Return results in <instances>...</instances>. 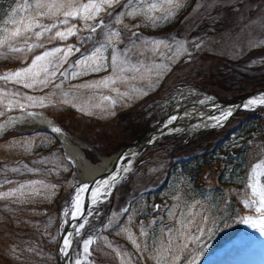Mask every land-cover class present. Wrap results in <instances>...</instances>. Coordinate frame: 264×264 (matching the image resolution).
<instances>
[{
  "label": "rangeland",
  "instance_id": "rangeland-1",
  "mask_svg": "<svg viewBox=\"0 0 264 264\" xmlns=\"http://www.w3.org/2000/svg\"><path fill=\"white\" fill-rule=\"evenodd\" d=\"M157 2L159 3V0ZM13 3L14 0H0V20L4 18L5 10L10 8ZM183 3L184 6L176 12L174 17L159 23L157 27L141 25L136 29L147 38L171 40L174 37L183 40L188 49V52L172 61L165 59L170 71L163 75L162 82L159 79L157 83L156 78L153 77L154 87L151 89H149L146 80L118 84L121 92L131 91L133 88L143 89L147 95L135 92L129 97L120 98L116 93L104 88L78 89L73 87L90 81H98L110 75L111 67L100 72H88V74L80 75L75 79L64 80L62 89L54 87L55 84L61 82L62 78L59 73L53 83L47 87L26 88L23 84L0 81V89L9 94L21 93V96L17 98L25 104L28 103L25 99L26 96L44 97L51 96L55 92L57 95L52 99L56 100V103L49 104L45 101V107L26 108H36L52 113L72 108L86 117L120 118L124 123L123 127L126 128L124 136L128 140V137L134 135L139 127L152 126L155 123L154 117L164 110L157 105L151 109L154 100L170 96L173 90H178L185 83L192 82L203 85L206 90L213 91L224 100L239 98L244 93L256 88L257 85L262 84L264 82V45L250 47V42L264 40V0H183ZM119 10L117 7L116 11ZM159 14L157 12V15ZM141 19V17L136 19L128 17L125 19V23L138 24L141 23ZM73 22L81 27L80 35L70 37L67 41L56 40L51 44L45 43V48L65 47L68 44L81 48V52H74L67 58V62L63 64L60 71L68 69L70 72L69 65L74 64L82 52L86 49L91 50L93 46L92 41L82 44L81 37L87 33L83 31L81 21ZM97 36L99 37V33ZM197 43H200L199 48L195 46ZM41 51L43 49L35 50L36 54ZM32 55V53L28 54L26 63L30 61ZM105 56L110 61L111 49L105 52ZM160 59L163 58H157L156 62H159ZM61 91L78 93V101H74V103L87 102L93 105L92 112L94 114L88 115L80 112L77 107L60 103L59 94ZM105 95L112 96L117 100V103L112 105L110 101L103 100L102 96ZM95 105H99V107H95ZM2 109L3 106H0V110ZM19 110L21 109L14 108L11 111H5V114ZM239 114H235L229 124L222 128L225 136L217 145H215L216 143L212 145V147L215 145L213 150L209 148V142L214 139V135L211 134L208 137L211 139H206L204 143L197 145L194 149L191 148L192 155L199 150L198 154L202 152L203 155L186 162V165L172 167L169 163L170 156L164 158L161 155L148 156L144 154L139 168L117 190L115 200L107 195L103 196L97 204H92L88 210L92 215L87 217L89 224L86 227L95 222L98 224V231L101 235L106 236L121 248L134 251L127 237L118 235L120 227L129 225V217L132 218L133 224H138L140 221L147 223L154 216L164 215L163 206L175 203L173 197L180 191V194L189 202L199 201L204 207L198 211L203 212L207 209L210 218L206 225L210 231L202 238V245L206 243V246H204L203 254L199 256L197 264H211L212 262V264H231L234 257L244 249L246 252L251 249L248 253L252 255L254 264H264V233L240 222V217L249 212L243 204L245 180L251 166L261 158L258 156L260 151L258 146H264V111L258 108L254 115L249 114L244 119L243 115ZM255 116L260 118L257 119ZM127 126L130 128L128 129ZM233 128L234 130H232ZM16 129H20L19 131L26 132V134L13 139L10 147L21 152L24 157L0 161V191L32 180H43L47 184L58 186L53 190L54 195L34 197L30 202H27L49 204L57 201L59 209L61 208L59 214L50 208L46 209L37 222L42 229L38 234L41 262L42 264H55L53 254L56 239L54 240L53 237L56 236L58 227L68 218V215L65 216L64 213L73 203L74 196L66 206H64V197L71 191L73 192L72 189H75L78 179L73 167L64 160L63 148L59 151L55 147L54 138L48 133H41L45 130L44 127L25 125ZM224 130L227 131L224 132ZM74 136L78 138L77 134ZM165 138L161 140L160 144L165 141ZM79 139L86 141L89 148L96 147L92 142L81 137ZM249 141L252 142L251 145ZM207 148L209 150L205 151ZM94 150H92L94 161H97V157L106 156L114 151L109 147L105 153ZM244 157L248 166L247 163L243 164ZM42 161H47V163H41ZM199 162H201L199 167H196ZM173 163L175 164L176 161ZM214 164H218L215 171L211 168ZM25 165L28 168L39 169V171L28 172L24 169ZM13 167L21 168V171L14 173L11 171ZM220 171L221 180L218 183L206 181L209 177L208 174H216ZM6 180L12 181L13 184L4 183ZM73 193L75 194V192ZM111 201L114 205L110 208L108 204ZM154 201H157L161 206L160 212L154 211ZM124 208H128L129 211L124 213ZM114 214H118L115 215L117 226L106 228L105 225L114 218ZM199 219L197 216V222ZM213 219L214 224L212 223ZM133 231L136 230L133 229ZM84 235L85 230L83 229L75 241L77 242ZM106 264H119V261L109 258Z\"/></svg>",
  "mask_w": 264,
  "mask_h": 264
},
{
  "label": "snow or ice",
  "instance_id": "snow-or-ice-1",
  "mask_svg": "<svg viewBox=\"0 0 264 264\" xmlns=\"http://www.w3.org/2000/svg\"><path fill=\"white\" fill-rule=\"evenodd\" d=\"M184 6L183 0H14L10 8L5 10L4 18L0 20V59L20 60L27 59L28 54L32 53L30 61L26 66L15 71H5L0 73V81L23 84L26 88L34 86L47 87L53 83L59 73L61 82L55 84L56 89H62L64 80L75 79L88 72H100L111 67L110 75L98 81H90L79 85H74L78 89H108L117 94L118 97H129L135 92L140 95H147L143 89H131V91L121 92L118 84L127 83L135 80L148 81L149 89L154 87L152 80L156 78L158 83L163 75L170 71L165 59L172 61L178 56L188 52L186 42L176 38L157 39L144 37L136 29L144 26L157 27L159 23L167 21L175 16L176 12ZM119 7V11L116 8ZM157 12L160 14L157 15ZM136 19L141 17V23L129 25L125 23L126 18ZM73 21H81L82 29L87 35L81 37L83 42L92 41L91 50H85L74 64L69 65L68 69L60 71L67 58L74 52H81V48L72 44L65 47L53 46L45 48V43H53L56 40L67 41L70 37L80 35L81 27ZM99 33V37L97 34ZM202 43V42H201ZM264 45V40L250 42V47ZM200 47V43L195 45ZM43 49L36 54L35 50ZM111 49L110 61L105 52ZM171 53V55H168ZM157 58L160 59L159 62ZM57 94L53 92L51 96L34 97L26 96L27 104L21 103L17 97L21 93L14 92L9 94L0 89V116L5 111L14 108L25 109L26 107H45L47 101L54 104L57 101L52 97ZM79 94L61 91L59 102L77 107L82 113L88 115L92 112L93 105L85 103H74L78 101ZM103 100L110 101L112 105L117 103L110 95L102 96ZM256 105H264V94L256 98H250L247 103L240 107L252 108ZM99 107V105H95ZM114 114V113H109ZM34 115V113H29ZM232 115L229 108L220 117H212L217 125L221 120L227 119ZM176 117H172L171 123ZM3 125H0L2 128ZM52 131L60 132L58 127ZM251 145L252 142L249 141ZM260 151L258 156L261 158L255 162L246 177L245 190L243 192V204L249 212L240 217V222L250 225L264 233V146H258ZM125 159V157H121ZM41 163H47L42 161ZM131 161L129 160V164ZM24 169L28 172H38L39 169ZM130 169L125 167L124 172ZM12 172H19L21 168L13 167ZM119 172L113 173L109 179L97 182V188L91 191V204L98 202V194L101 189L115 186ZM4 183L13 184L6 180ZM56 184H47L43 180H32L26 183H19L7 190L0 191V201L11 202V204H24L30 202L34 197L54 195ZM88 185H82L75 190L73 200L72 217L75 219L82 216V221L76 225L75 235H81V230L89 224L88 216L92 215L89 211L87 215L81 209L82 194L88 190ZM110 194V187L109 193ZM175 203L164 205V215L154 216L147 223L140 221L138 224L132 223L129 217V225L120 227L118 235H124L131 242L134 251L121 248L114 244L99 231L93 230L92 234L82 241V249L77 253L72 264H106L111 258L118 260L119 264H197L199 256L203 254L202 238L209 233L206 225L209 222L208 210L203 212L198 209L204 206L196 201L189 202L180 194V191L173 197ZM8 211H12L9 203L3 205ZM128 208L123 212L127 213ZM154 211L160 212L161 206L155 205ZM65 216L68 210H65ZM114 218L105 225L106 228L116 227ZM199 216V222H197ZM6 218L0 215V224H5ZM21 223L20 221H14ZM214 224V219L212 220ZM135 229L136 231H133ZM195 229V231H193ZM138 233V234H137ZM73 233H66L62 239V246L59 251L65 257L69 256L72 249ZM55 240L56 238L53 237ZM195 243V246H193ZM9 253L15 259L27 264L25 253L39 256L41 251L38 246L20 247L13 244L9 248Z\"/></svg>",
  "mask_w": 264,
  "mask_h": 264
},
{
  "label": "trees",
  "instance_id": "trees-1",
  "mask_svg": "<svg viewBox=\"0 0 264 264\" xmlns=\"http://www.w3.org/2000/svg\"><path fill=\"white\" fill-rule=\"evenodd\" d=\"M16 60H2L0 67L15 66ZM256 80V77H255ZM263 83V82H262ZM55 119L67 130L77 134L79 137L92 142L98 152H107L109 147L112 150L118 149L120 146L127 144L130 140L139 137L142 130L135 132L134 135L128 137L124 131V123L119 118L96 119L89 118L78 114L72 109H63L56 113H51ZM129 129L130 126H127ZM139 133V134H138ZM23 133L11 131L0 139V161L3 159H18L24 157L21 152L11 148L10 144L13 139L24 136ZM127 140V141H126ZM56 146V145H55ZM58 148V146H56ZM106 147V148H105ZM87 157L94 160L92 152L86 151ZM213 176L214 182H219L221 175ZM5 203H9L12 211H8L3 207ZM52 209L53 212H59L57 202L44 204H11V202L0 201V215L8 221L5 224H0V264H22V261L15 259L9 253V248L13 244H19L20 247L38 246V234L42 231L41 225H38L39 217L43 216L44 211ZM50 210V212H52ZM42 213V215H41ZM47 217V216H46ZM20 221L21 223H15ZM27 264H42L40 255L24 254Z\"/></svg>",
  "mask_w": 264,
  "mask_h": 264
},
{
  "label": "bare ground",
  "instance_id": "bare-ground-1",
  "mask_svg": "<svg viewBox=\"0 0 264 264\" xmlns=\"http://www.w3.org/2000/svg\"><path fill=\"white\" fill-rule=\"evenodd\" d=\"M259 95H261V94H258L255 96H250L245 101V103H247V101L250 98H256ZM227 109H229V108H227ZM227 109H221V110H219L220 111L219 113H217L215 115L207 116L206 118H203L201 121L197 120V122L195 123L196 126H200L202 124H205V125L217 124L216 120H213L211 118L212 117H220L221 113H223ZM16 112H18V113H16ZM16 112H10V113H8V115H6L0 119V125H3V127L0 128V134H2V132H4L8 128L21 127V126H25V125L26 126H29V125L42 126V127L49 129V130H52L53 128L58 127L59 129H61V131L60 132H54L53 131V132L56 134L57 139L59 140V143L61 144V146L63 148V154H65V156H67V158L71 161V164H73L74 173L76 175L86 174L85 176H87V178H89L95 174L100 173L102 170H108L107 175L102 177L101 179H99L97 182L103 181L105 179H109V177L115 172H119V176H117V181H118L124 175L123 169L125 167H128L130 169V167L133 165L134 153H132V155L130 157H127L125 159H120V160L117 159V155H112L108 158H106V156H101L100 160L97 163H92L91 161H88L86 159L84 153L81 151L82 146H86L85 142L80 140L79 138H77L75 136H72L70 133H68L66 130H64L54 120V118H52L45 111H43L41 109H36V108H25V109H21V110L16 111ZM13 113H15V114H13ZM29 113H34V115H29ZM188 114L192 115L191 112H188ZM188 114H186V115H188ZM182 115L184 116L185 114L182 113ZM223 120H221L220 122H222ZM166 122L167 121H165L164 124ZM162 130H163V128L161 129V131ZM169 130L170 131H180V130L182 131V130H184V127H183V125H178V126H175V128H173V127L169 128ZM153 136H155V134H153ZM87 153H88V151H87ZM126 154H128V153H126ZM129 160L131 161L130 164H129ZM115 161L118 163H116L115 167L112 169V166H113ZM97 182L95 183L93 189L97 188ZM109 187H110V190L113 187V186H111V181H110ZM109 187L102 188L101 193L108 194L109 193ZM102 196L103 195L98 194V200ZM74 198H75V194H74ZM91 199H92V197H91V193H90V204H91ZM83 201H84V193L82 194V197H81V209H82ZM72 210H73V203H72V206L69 210L70 216H72L71 215ZM68 233H71V231H69ZM69 239H72V238L69 237ZM250 250L251 249H249V251L246 252L244 249L243 251H241L239 253V255H236V256L234 255L235 259L234 260L232 259L233 263H231V264H254L253 262H255V261L252 258V255L248 253V252H250ZM205 264H207V263H205Z\"/></svg>",
  "mask_w": 264,
  "mask_h": 264
},
{
  "label": "water",
  "instance_id": "water-1",
  "mask_svg": "<svg viewBox=\"0 0 264 264\" xmlns=\"http://www.w3.org/2000/svg\"><path fill=\"white\" fill-rule=\"evenodd\" d=\"M262 90H264V87L263 88H261L260 90H256V91H251L249 94H256V93H258V92H260V91H262ZM10 128H8V129H6L4 132H2V134H0V137L7 131V130H9ZM52 134H53V132H52ZM54 135V134H53ZM150 144V138L149 137H145L143 140H140L138 143H136V144H133L131 147H133L132 149H135V150H138V149H142V148H144V147H146L147 145H149ZM127 148H125V149H123V150H121L122 152L124 151V150H126ZM122 152H120V153H122ZM120 156V155H119ZM104 175H106V172H104V173H101L99 176H97V177H94V178H92V179H90V184H89V187H88V190H87V192H86V198H85V204H84V209H86L87 208V195H88V193H89V191H90V189H91V187H92V185L99 179V178H101V177H103ZM76 221H78V219L76 220ZM66 229H67V226L65 227V229H64V231H63V233L66 231ZM63 235V234H62Z\"/></svg>",
  "mask_w": 264,
  "mask_h": 264
}]
</instances>
